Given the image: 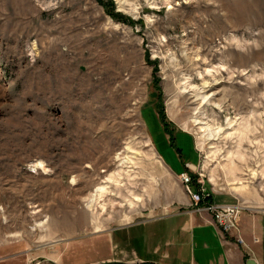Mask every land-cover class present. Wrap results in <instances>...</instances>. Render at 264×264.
Masks as SVG:
<instances>
[{
	"label": "rangeland",
	"instance_id": "1",
	"mask_svg": "<svg viewBox=\"0 0 264 264\" xmlns=\"http://www.w3.org/2000/svg\"><path fill=\"white\" fill-rule=\"evenodd\" d=\"M184 174L264 213V0H0L1 254L112 264L91 239L203 213Z\"/></svg>",
	"mask_w": 264,
	"mask_h": 264
},
{
	"label": "crops",
	"instance_id": "2",
	"mask_svg": "<svg viewBox=\"0 0 264 264\" xmlns=\"http://www.w3.org/2000/svg\"><path fill=\"white\" fill-rule=\"evenodd\" d=\"M175 143L173 141L172 148ZM177 145L178 149H183L179 138ZM173 154L174 164L167 163L165 157L159 155L175 173H182L183 168ZM214 202L235 204L229 197H218ZM239 237L245 244L239 243ZM91 241H101L102 245L115 243L114 252L103 258L112 260V264H264V213L248 208L240 217L238 229L224 233L208 213L177 212L161 219L122 225ZM82 242L80 245L86 244ZM53 249H27L22 253L25 254L23 257H18L14 253L18 246L12 243L0 253V264H20L22 261L26 264H57L60 257Z\"/></svg>",
	"mask_w": 264,
	"mask_h": 264
},
{
	"label": "built area",
	"instance_id": "3",
	"mask_svg": "<svg viewBox=\"0 0 264 264\" xmlns=\"http://www.w3.org/2000/svg\"><path fill=\"white\" fill-rule=\"evenodd\" d=\"M186 187L191 195V200L198 211L208 213L212 216L215 225L224 233L238 229L240 217L245 210L241 204H215L211 202V195L206 193L203 188L199 192L191 189L192 178L188 174L183 175ZM239 243L245 244L244 240L239 237Z\"/></svg>",
	"mask_w": 264,
	"mask_h": 264
},
{
	"label": "flooded vegetation",
	"instance_id": "4",
	"mask_svg": "<svg viewBox=\"0 0 264 264\" xmlns=\"http://www.w3.org/2000/svg\"><path fill=\"white\" fill-rule=\"evenodd\" d=\"M173 137V136H172ZM169 139H171V138H169ZM176 156H177V158H179V160L181 159V157H180V155H179V153L178 154H176ZM182 162V161H181ZM183 170H185V168L183 167Z\"/></svg>",
	"mask_w": 264,
	"mask_h": 264
},
{
	"label": "trees",
	"instance_id": "5",
	"mask_svg": "<svg viewBox=\"0 0 264 264\" xmlns=\"http://www.w3.org/2000/svg\"><path fill=\"white\" fill-rule=\"evenodd\" d=\"M99 1H102L103 2V0H99ZM163 158H164V156H163ZM164 160L168 163V160H166L165 158H164Z\"/></svg>",
	"mask_w": 264,
	"mask_h": 264
},
{
	"label": "water",
	"instance_id": "6",
	"mask_svg": "<svg viewBox=\"0 0 264 264\" xmlns=\"http://www.w3.org/2000/svg\"><path fill=\"white\" fill-rule=\"evenodd\" d=\"M248 264H254V263H252V262H249Z\"/></svg>",
	"mask_w": 264,
	"mask_h": 264
},
{
	"label": "bare ground",
	"instance_id": "7",
	"mask_svg": "<svg viewBox=\"0 0 264 264\" xmlns=\"http://www.w3.org/2000/svg\"><path fill=\"white\" fill-rule=\"evenodd\" d=\"M217 94H218V92H217V93L215 92V95H217ZM244 208H245V207H244Z\"/></svg>",
	"mask_w": 264,
	"mask_h": 264
}]
</instances>
